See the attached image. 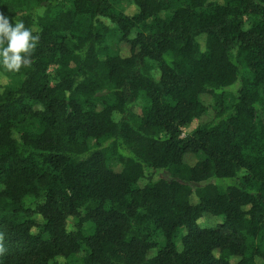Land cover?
I'll use <instances>...</instances> for the list:
<instances>
[{"label": "trees", "instance_id": "16d2710c", "mask_svg": "<svg viewBox=\"0 0 264 264\" xmlns=\"http://www.w3.org/2000/svg\"><path fill=\"white\" fill-rule=\"evenodd\" d=\"M132 4L0 0V264H264V0Z\"/></svg>", "mask_w": 264, "mask_h": 264}, {"label": "clouds", "instance_id": "9594fccd", "mask_svg": "<svg viewBox=\"0 0 264 264\" xmlns=\"http://www.w3.org/2000/svg\"><path fill=\"white\" fill-rule=\"evenodd\" d=\"M34 29L25 26L22 20L13 23V18L0 13V68L18 72L31 64V56L39 42Z\"/></svg>", "mask_w": 264, "mask_h": 264}, {"label": "rangeland", "instance_id": "374dc122", "mask_svg": "<svg viewBox=\"0 0 264 264\" xmlns=\"http://www.w3.org/2000/svg\"><path fill=\"white\" fill-rule=\"evenodd\" d=\"M111 3L113 4L115 10L118 12H122L126 15H132L133 13H135V7L132 4V0H111ZM113 27L114 26H111L112 34L108 37L107 43H108L109 47L111 48L112 52H117L118 38L119 37H118V35H116L115 32H113ZM127 51H128L127 47H125V46L121 47V53L122 54H127ZM196 126H197V122L194 121L190 128L185 129L183 131V135L190 133ZM115 164H116V162H113L112 167L115 168L116 167ZM116 169H118V168H116ZM200 224H202V221H200Z\"/></svg>", "mask_w": 264, "mask_h": 264}]
</instances>
